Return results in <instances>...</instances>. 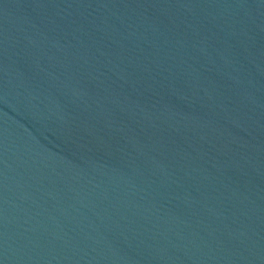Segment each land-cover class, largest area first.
<instances>
[{
    "label": "water",
    "instance_id": "water-1",
    "mask_svg": "<svg viewBox=\"0 0 264 264\" xmlns=\"http://www.w3.org/2000/svg\"><path fill=\"white\" fill-rule=\"evenodd\" d=\"M0 264H264V0H0Z\"/></svg>",
    "mask_w": 264,
    "mask_h": 264
}]
</instances>
